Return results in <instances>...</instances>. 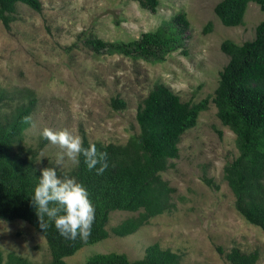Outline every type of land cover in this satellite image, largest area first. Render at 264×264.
I'll list each match as a JSON object with an SVG mask.
<instances>
[{
	"label": "rangeland",
	"instance_id": "374dc122",
	"mask_svg": "<svg viewBox=\"0 0 264 264\" xmlns=\"http://www.w3.org/2000/svg\"><path fill=\"white\" fill-rule=\"evenodd\" d=\"M218 1L159 0L151 13L132 0H39V11L16 3L8 25L0 22V120L33 100L13 150L20 146L21 155L36 151L33 166L38 170L50 167L64 175L75 166L67 156L56 164L63 150L42 136L45 128L66 129L90 142L123 144L137 133L136 108L154 84L165 85L181 101L207 98L194 125L180 135L177 155L160 172L172 189L170 207L123 236L113 234L111 227L136 212L110 211L107 236L82 245L63 257L65 262L83 264L92 254L112 252L137 260L147 245L156 243L176 253L178 264H231L224 254L232 247L255 251L253 264H264V233L235 211L222 178L224 163L237 155L235 135L216 117L211 102L218 73L227 62L220 42L251 40L263 12L249 1L242 23L224 26L213 13ZM180 10L189 24L183 47L160 62L95 53L82 43L88 34L105 41L135 39ZM207 24L210 29L204 32ZM112 98L124 106L111 107ZM0 253H12L29 264L51 260L44 237L19 218L0 219Z\"/></svg>",
	"mask_w": 264,
	"mask_h": 264
},
{
	"label": "trees",
	"instance_id": "16d2710c",
	"mask_svg": "<svg viewBox=\"0 0 264 264\" xmlns=\"http://www.w3.org/2000/svg\"><path fill=\"white\" fill-rule=\"evenodd\" d=\"M132 1L151 13L159 4V0ZM249 1L258 5L263 18L255 25L251 40L239 44L228 39L220 42L219 49L227 56V62L218 73L211 102L216 117L235 135L237 155L222 167V178L232 193L233 207L246 222L264 233V0H219L213 6V13L222 25L237 26L242 23ZM16 3L40 10L39 0H0V22L4 27L13 19ZM188 25L185 13L180 10L135 39L105 41L88 34L82 43L95 53L120 54L155 63L183 47ZM209 29L207 24L203 31ZM2 100L0 93V102ZM206 101V97L198 102L181 101L165 85L156 83L136 108L137 133L123 144L90 142L81 136L84 148L95 144L98 151L107 153L108 167L97 175L95 168L88 170L80 155L79 164L72 170L64 175L56 170L58 177L74 178L84 186L95 209L90 236L86 240L79 237L69 240L62 237L51 222L46 228L40 226L32 203L33 190L42 171L33 166L36 151L21 155L20 146L13 150L27 125L33 104L29 99L25 105L17 106L9 117L0 120V219L19 218L32 225L47 244L51 257L48 264H69L63 257L82 245L106 237L104 226L110 211L136 212L110 229L118 236L134 232L148 218L170 207L172 189L161 179L160 172L166 168L167 160L177 155L180 135L194 125ZM110 106L122 108L124 102L112 98ZM43 142L44 139L38 147ZM224 257L231 264H253L257 255L255 251L244 253L232 247ZM178 261L176 253L153 243L145 247L141 259L130 261L122 253H95L83 264H178ZM0 264L29 263L12 253L5 256L0 253Z\"/></svg>",
	"mask_w": 264,
	"mask_h": 264
},
{
	"label": "clouds",
	"instance_id": "9594fccd",
	"mask_svg": "<svg viewBox=\"0 0 264 264\" xmlns=\"http://www.w3.org/2000/svg\"><path fill=\"white\" fill-rule=\"evenodd\" d=\"M42 136L63 150L57 154L58 166L62 164L64 156L74 164H79L78 157L83 155L88 170L95 168L97 175L102 174L108 167L106 152L98 151L95 144L84 148L82 138L66 129L54 131L45 128ZM32 203L36 207L42 228L48 227L51 222L58 233L69 240L77 237L86 240L90 236L95 209L86 188L74 178L62 179L53 168L43 169L33 190Z\"/></svg>",
	"mask_w": 264,
	"mask_h": 264
}]
</instances>
